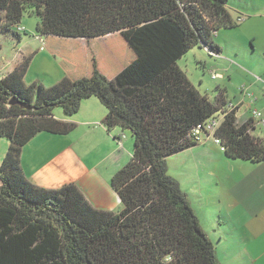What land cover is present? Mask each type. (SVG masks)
<instances>
[{"label": "trees", "instance_id": "1", "mask_svg": "<svg viewBox=\"0 0 264 264\" xmlns=\"http://www.w3.org/2000/svg\"><path fill=\"white\" fill-rule=\"evenodd\" d=\"M230 0H0V39L21 42L24 14L35 15L42 50L63 78L52 87L25 84L30 59L0 79V264H219L166 160L197 144L193 130L216 117L213 138L226 158L264 161V142L239 123L226 91L201 95L177 61L196 47L220 56L213 38L235 28ZM10 40V41H11ZM96 98L102 125L133 141L132 157L110 181L121 209L92 208L72 185H32L21 151L37 134L65 136ZM14 102V104H11Z\"/></svg>", "mask_w": 264, "mask_h": 264}, {"label": "crops", "instance_id": "2", "mask_svg": "<svg viewBox=\"0 0 264 264\" xmlns=\"http://www.w3.org/2000/svg\"><path fill=\"white\" fill-rule=\"evenodd\" d=\"M230 1L227 12L236 27L217 32L216 42L213 41V44L219 48L223 63L229 65L225 68L228 78L230 79L232 74L240 73L244 82L239 94L233 97L234 101L229 102L239 106V110L251 111V135L264 142V124L261 123L264 121V0ZM240 17L244 21L237 23ZM235 29L236 34L230 33ZM238 37L251 46L249 58H246L245 50L239 45L241 41L236 39ZM3 40L5 39H0L1 42ZM1 47L0 45L1 79L24 59H30L29 67L37 60L36 51L29 49L28 45L24 47V52L14 57L4 55ZM236 63L244 65L249 71L238 67ZM62 78L63 74H57L47 86L52 87ZM39 84L44 86V82ZM242 89H245L251 98L246 97ZM253 111L259 112L261 116L253 117ZM106 113V109L93 97L84 100L79 111L71 117L66 118L63 113L53 112L55 119L73 123L75 128L65 136H45L51 134L39 133L25 145L21 151V169L25 178L32 185L43 189L56 190L65 185H72L92 208L107 212L120 211V201L112 190L110 181L131 159L133 141H129L127 133L119 128L108 131L102 125ZM248 119L242 118L240 122ZM41 135H44L43 138ZM0 140L5 141L3 146L0 145L1 165L9 142ZM222 158L224 161H230L212 138L203 137L200 144L169 157L166 160L167 173L170 169L177 171L178 176H186L187 186H195L193 180L207 183L211 192L203 196L207 198L209 194L210 197L203 203L205 206L222 207L224 194H227L231 209L236 211L237 223L233 225H248L251 228V264H264V161H242L250 165V168L245 167L248 175L240 177L234 184L226 187L224 176L221 179L219 169H214L216 160L219 161V166ZM195 189L197 188H193V194Z\"/></svg>", "mask_w": 264, "mask_h": 264}, {"label": "rangeland", "instance_id": "3", "mask_svg": "<svg viewBox=\"0 0 264 264\" xmlns=\"http://www.w3.org/2000/svg\"><path fill=\"white\" fill-rule=\"evenodd\" d=\"M37 22L38 18L35 15L24 14L19 24L20 27L24 29V32L21 33V42L17 43L11 39V41L5 39L3 42L0 41V45L6 56H17V54L25 51L24 47L26 45H28V48L32 51H36L37 60L29 67L24 82L27 85L30 83L39 84L40 82H44V87H49L47 85H50L49 83L55 79L56 75H62V73L58 68L57 59L48 56L41 48L42 44L36 37L38 35L35 31ZM238 28L239 27H237V29ZM237 29L230 31V33L236 34ZM236 39L241 41L239 45L242 46L243 51L245 50L244 54L246 58H249L251 52L249 43L243 42V39L239 37ZM213 41L216 42V37L213 38ZM236 64L243 70L249 71L244 65ZM177 65L184 72L194 88L201 95H207L210 99L215 98L217 89H222L226 91V99L228 101H234L233 97L239 94V89L244 83L240 73L232 74L229 79L225 69L229 65L223 63L220 56L210 57L207 52L200 47H196L189 51L177 61ZM229 73L230 72H228V74ZM213 75H217L216 79H213ZM53 112L54 114H61L62 110L56 108ZM242 118H251V111L245 112L244 109L239 110L237 115L239 123H242L240 122ZM41 136L43 138L44 135ZM126 136L129 141L132 140L129 133H127ZM4 142V140H0V145L3 146L5 144ZM221 160L219 166V161L216 160L214 169H219L221 179L224 176V184L226 187L234 184L240 177L248 175L246 168H250L249 164L234 159L224 161V158H222ZM176 172L169 169L167 175L174 180L179 190L185 195L188 205L198 221L199 227L214 245L218 263L251 264V228L248 225L243 227H239L240 225L235 227L233 225L237 223V217L235 214L236 211H233L230 207V202H228L229 198H227L228 195L224 194L225 198L223 199L222 207L205 206L203 203L205 204V201L210 199V197L209 194H207V198H203V196H205V193L211 192L209 187H207V183H198L192 179L195 186H187L185 182L187 179L186 176L183 178L181 175L178 176V172L177 174ZM193 188L198 189H195V194H193ZM190 190L192 192H190ZM243 212L246 213V210L243 209ZM216 215L218 217H216Z\"/></svg>", "mask_w": 264, "mask_h": 264}, {"label": "built area", "instance_id": "4", "mask_svg": "<svg viewBox=\"0 0 264 264\" xmlns=\"http://www.w3.org/2000/svg\"><path fill=\"white\" fill-rule=\"evenodd\" d=\"M243 21H244V19L242 17H240V18L237 19L236 22L237 23H242ZM18 31L24 32V29L22 27H18ZM38 40L42 44V41L39 38H38ZM41 47H42V45H41ZM216 77H217V75H213V79H216ZM242 91H243V93H244V95L246 97L251 98V96L247 93V91L245 89H242ZM235 107H237V106H235L232 103H230L228 105V110H232V108H235ZM249 108H250V106H249ZM252 115L255 118L261 116V114L259 112H257V111H253ZM221 120H222L221 117H219V118L216 117V118H212V119L208 120L207 122H205L203 124H199L192 132L193 137L196 138L197 141H199L200 143L202 142L203 137H205V138H209L210 137V138H212L214 143L216 145H218L221 148V150H223L222 147L220 146L219 140L213 138L214 131L218 127V125L220 124ZM261 123L264 124V121L261 122ZM123 138H124V136L122 135L121 139H123Z\"/></svg>", "mask_w": 264, "mask_h": 264}, {"label": "water", "instance_id": "5", "mask_svg": "<svg viewBox=\"0 0 264 264\" xmlns=\"http://www.w3.org/2000/svg\"><path fill=\"white\" fill-rule=\"evenodd\" d=\"M11 104H14V102H11Z\"/></svg>", "mask_w": 264, "mask_h": 264}]
</instances>
